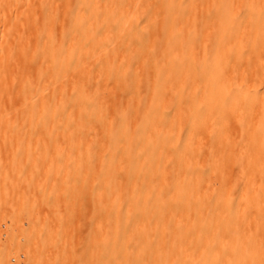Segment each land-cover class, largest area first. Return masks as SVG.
<instances>
[{"label":"bare ground","instance_id":"6f19581e","mask_svg":"<svg viewBox=\"0 0 264 264\" xmlns=\"http://www.w3.org/2000/svg\"><path fill=\"white\" fill-rule=\"evenodd\" d=\"M44 3L0 45V130L86 146L90 264H264V0Z\"/></svg>","mask_w":264,"mask_h":264},{"label":"rangeland","instance_id":"374dc122","mask_svg":"<svg viewBox=\"0 0 264 264\" xmlns=\"http://www.w3.org/2000/svg\"><path fill=\"white\" fill-rule=\"evenodd\" d=\"M50 5L45 0L43 7ZM4 6L0 45L13 53L20 30L44 33L47 28L39 0H6ZM202 33L199 28V37ZM48 133L59 139L34 144L26 131L0 130V264H90L98 251L99 186L91 172L97 165L83 158L82 141L75 144L64 132ZM133 181L121 178L124 185Z\"/></svg>","mask_w":264,"mask_h":264}]
</instances>
